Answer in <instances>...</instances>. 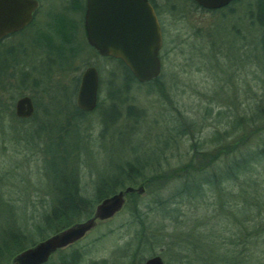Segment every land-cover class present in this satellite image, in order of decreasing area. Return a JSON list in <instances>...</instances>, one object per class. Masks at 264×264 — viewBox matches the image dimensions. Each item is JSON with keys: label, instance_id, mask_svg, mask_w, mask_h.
<instances>
[{"label": "rangeland", "instance_id": "obj_1", "mask_svg": "<svg viewBox=\"0 0 264 264\" xmlns=\"http://www.w3.org/2000/svg\"><path fill=\"white\" fill-rule=\"evenodd\" d=\"M64 1L48 0L42 16L56 12ZM152 2L162 36L161 85L130 84L127 103L143 112V120L134 129H128L124 126L127 123L119 120L101 132L100 120L107 116L109 81L120 83L121 73L114 60L97 55L91 48L58 52L54 67L47 62L37 65L36 59L23 81L18 76L21 67L17 65L5 75L0 63V230L12 223L23 232H30L35 241L53 233L50 229L37 233L32 226L55 204L56 185H75L82 196L93 201L100 173H109L111 163L120 165L134 160V152L120 148L119 144H135L139 159L149 158L139 176L147 178L188 162L194 156L189 147L193 141H201L211 149L216 144L211 137L215 132L220 134L217 143L226 145L236 139L234 135L253 127L250 118L254 116L250 114L264 87L260 31L247 15L254 0H237L228 5L229 11L213 13L194 10L190 0ZM79 36L77 32L75 37ZM87 65L97 70L99 103L93 111L80 113L74 108V96L77 79ZM23 95L32 98L34 110L28 119L19 118L26 119L22 122L14 115V102ZM9 102L12 114L4 110ZM241 115L243 123L232 127V119ZM262 121L261 117H256L254 124L260 125ZM226 129L229 134L223 135ZM180 130L185 133L180 134ZM52 148L59 166H66L58 175L62 176L61 180L53 179L48 169L46 159ZM206 159H196L191 164ZM222 160H217L216 164L220 165ZM254 171L252 177L260 199L257 219L238 225L233 217V212L238 216L245 213L244 206L235 205L241 201V196L246 198L240 191L244 184L241 177L232 189L230 184L224 191L206 192L198 202L180 203L181 211L176 220H171L162 230V220L155 214L148 230L157 227L153 232L164 238L150 246L141 264L153 254H159L163 264H264V163L257 165ZM140 182L138 179L122 188L135 187ZM180 183L181 179L151 181L143 185V192L136 198L139 202H151L159 193L156 198L170 200ZM119 189L121 187L114 192ZM236 191L239 195H233ZM125 200L111 218L96 223L82 238L70 244L71 248L87 252L81 264L101 258L116 264L134 262L123 248L126 246L130 251L137 243L132 227L126 226L134 198ZM97 202L92 203L89 214L75 221L89 217ZM144 205L139 203L140 207ZM249 210L247 207L245 218L254 215ZM57 256V253L52 254L51 261L55 262Z\"/></svg>", "mask_w": 264, "mask_h": 264}, {"label": "trees", "instance_id": "obj_2", "mask_svg": "<svg viewBox=\"0 0 264 264\" xmlns=\"http://www.w3.org/2000/svg\"><path fill=\"white\" fill-rule=\"evenodd\" d=\"M237 0L232 1L236 2ZM192 8L199 12H219L223 9L230 10L228 5L221 8L204 10L197 6L192 0H190ZM230 3V4H231ZM248 17L250 23L260 31L259 41L261 51L264 56V0H254L252 9L248 10ZM116 62L121 73L120 83H116L112 80L109 81V86L107 88V100L108 102L105 105V110L107 111V116L102 117L100 122L102 123V131L105 132L110 126H114L116 122L126 124L128 129H134L137 126L138 122L143 120V112L133 106L130 103H127V93L132 82H137L134 77L131 75L127 67L122 63L120 59L111 58ZM160 74L153 80L148 81L147 83H155L161 85ZM10 100V98L8 99ZM99 102H97L98 104ZM255 103V102H254ZM96 104V106H97ZM11 102L7 106H4L5 112L12 114L10 109ZM75 110L80 113H87L79 110L74 106ZM250 115L254 117L250 118L251 125L249 130L246 132H240L241 134H236L233 141L226 143V145L218 144L219 142V133L215 132L212 137V140L216 144L208 149L204 146L203 142H192L189 147L193 151L194 156L186 162L185 164L171 169L169 172H155L154 174L148 176L147 178L139 177L144 172V164L149 158L139 159L136 152V145H123L119 144V147L122 149H130L134 152L133 161H124L120 165H115L111 163L112 168L109 173H100L96 179V187L94 189V200L85 198L79 193L78 188L75 185L70 186H59L56 185L58 190L55 204L49 207L48 211L40 215L41 221L30 226L34 227V230L37 233H40L43 229H50L51 232L58 231L63 227L68 226L73 223L77 217L89 214L91 212L92 203L96 200L99 201L103 197L114 192L116 188L122 189V186L126 183H133L140 179L139 184H147L151 181H157L162 178H167L172 181H177L181 179V183L175 192L170 195V200L156 198L159 195L157 193L151 202H143L142 200L136 198L138 195L134 192H129L125 195V199L133 196L134 202L131 205L130 210L128 211V220L126 226L132 227L133 237L137 239L135 248L127 249L124 246V251L126 256H130L131 264H141V259L144 255L148 253L150 246L164 238L161 234H156L153 231L157 230V227H153L152 230H148V227L154 223L153 216H156L162 220L160 224V229L167 227V223L171 220H176V217L179 215V204H186L198 202L199 199H203L206 192H221L231 184V189L234 187V182L241 179L243 183L241 185L240 191L241 195L246 194V198H242L241 201L236 202L235 205L244 206L245 213L241 216H238L233 212V217L241 225L243 221L251 222L252 218L259 216L260 209V199L258 194L257 184L252 177L254 170L257 165L264 163V87L261 89L258 101L253 108ZM256 117H261L263 119L260 125L254 124ZM28 119V118H27ZM18 121L26 120L19 119ZM244 116H237L232 119L231 126L238 127L243 123ZM131 123L128 125V123ZM23 122V121H22ZM193 126V125H192ZM231 131V130H230ZM185 133L180 130V134ZM223 135L229 134L226 130L222 131ZM256 138H259V141H256ZM50 156L47 158L48 169L51 173L53 179H62L61 175L66 166L60 167V161L56 159L54 148L50 149ZM206 157L205 161L196 165L191 164L196 159L201 160ZM196 158V159H194ZM224 158V159H223ZM225 161H223V160ZM217 160H222L221 164H216ZM109 161V160H108ZM63 164V163H62ZM60 165V166H59ZM230 189V191H231ZM227 194V193H226ZM233 195H239L238 191L233 192ZM156 198V199H155ZM176 198L178 200H176ZM230 198V194L228 195ZM10 199V198H8ZM136 199V200H135ZM126 201V200H125ZM140 204L144 206L140 207ZM151 203V204H150ZM228 203L227 201L224 205ZM6 204V199L4 200V205ZM125 204V202H124ZM123 204V205H124ZM123 207V206H122ZM235 207V209L237 208ZM247 207L249 211L254 212V215L245 218L247 212ZM255 208V209H254ZM173 212H176L175 214ZM256 212V213H255ZM183 213V212H182ZM152 214V215H150ZM240 217V218H239ZM238 218V219H237ZM164 221V222H163ZM30 228V227H29ZM251 228H254L252 226ZM22 228L15 227L10 224L0 230V264H7V260L12 257L14 254L18 253L22 249L35 244L37 241L31 238L30 232H23ZM31 238V239H29ZM237 241V240H236ZM243 241V240H242ZM130 242V241H129ZM237 241L236 243H238ZM253 243H250V245ZM69 247V248H68ZM67 248L58 249L55 253L58 254L57 260L51 261L49 258L48 261L44 264H81L84 259L85 250L71 248L69 245ZM252 259L250 258V262ZM10 263V262H9ZM129 263V264H130ZM252 263H254L252 261ZM88 264H116L109 262L106 258H101L97 260H89Z\"/></svg>", "mask_w": 264, "mask_h": 264}, {"label": "water", "instance_id": "obj_3", "mask_svg": "<svg viewBox=\"0 0 264 264\" xmlns=\"http://www.w3.org/2000/svg\"><path fill=\"white\" fill-rule=\"evenodd\" d=\"M204 9L226 6L232 0H192ZM35 0H0V38L22 27L36 7ZM86 40L100 55L120 59L134 79L144 83L161 71L159 50L162 39L157 17L147 0H86L84 16ZM97 99V74L86 67L80 77L76 106L92 111ZM33 113L31 99L23 95L14 102V115L28 118ZM142 184L127 185L100 199L89 217L75 221L14 254L9 264H44L58 249L84 236L96 223L111 218L125 202V195H140ZM143 264H163L159 254L146 257Z\"/></svg>", "mask_w": 264, "mask_h": 264}, {"label": "flooded vegetation", "instance_id": "obj_4", "mask_svg": "<svg viewBox=\"0 0 264 264\" xmlns=\"http://www.w3.org/2000/svg\"><path fill=\"white\" fill-rule=\"evenodd\" d=\"M35 1L37 3L36 7L30 12L28 21L20 28L4 33V36L0 38V63L4 68L5 75L9 74L8 70H13L18 65L19 67H21V70L18 72V76L19 78H21V81H23L26 77H28L31 71L30 65L33 61H36L37 59V65H43L44 62H47L51 65V67H54L53 63L55 62V58L58 52H67L69 50L79 51L86 48H91L96 52L97 55L104 56L98 54V52L92 46H90L86 40L84 27L86 0H65L64 2L60 3V6L56 10V12L44 16H42L41 11L44 9V4L48 0ZM147 1L152 6L157 17L156 9L152 0ZM232 1H230L227 5H229ZM77 32H79L80 35L78 38L75 37ZM105 57L109 58L110 56ZM88 66L93 65H87L83 68V70ZM83 70L81 71L77 79L78 85ZM76 94L77 90L74 96L75 106ZM28 97L31 99L34 110V103L32 101V98L30 96ZM95 108L96 105L94 109Z\"/></svg>", "mask_w": 264, "mask_h": 264}]
</instances>
